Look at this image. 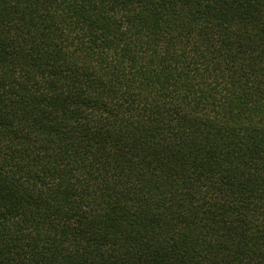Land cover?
Segmentation results:
<instances>
[{
	"label": "trees",
	"instance_id": "16d2710c",
	"mask_svg": "<svg viewBox=\"0 0 264 264\" xmlns=\"http://www.w3.org/2000/svg\"><path fill=\"white\" fill-rule=\"evenodd\" d=\"M0 264H264V0H0Z\"/></svg>",
	"mask_w": 264,
	"mask_h": 264
}]
</instances>
